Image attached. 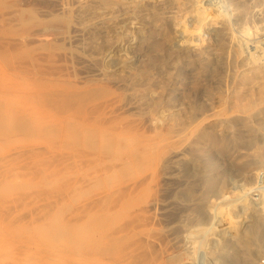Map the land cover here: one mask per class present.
Segmentation results:
<instances>
[{
	"label": "rangeland",
	"instance_id": "1",
	"mask_svg": "<svg viewBox=\"0 0 264 264\" xmlns=\"http://www.w3.org/2000/svg\"><path fill=\"white\" fill-rule=\"evenodd\" d=\"M32 1L76 39L0 0V170L73 252L19 264H264V0Z\"/></svg>",
	"mask_w": 264,
	"mask_h": 264
},
{
	"label": "bare ground",
	"instance_id": "2",
	"mask_svg": "<svg viewBox=\"0 0 264 264\" xmlns=\"http://www.w3.org/2000/svg\"><path fill=\"white\" fill-rule=\"evenodd\" d=\"M18 4L19 10L17 20L19 29L16 36L17 40L21 44H28V46L32 44H43L50 46L56 45L60 41H73L76 39V36H72V24L74 23L73 16L75 14H73L72 11L68 9V7L66 9L62 8V13L59 15L54 14L45 17L34 8V5L30 7L31 0H19ZM239 9H241L240 6ZM199 14L202 17V14ZM204 15L206 17V14ZM206 20H204L205 22L203 20L202 21L206 23ZM8 22L5 20L3 21V23ZM200 29L201 28L199 26L198 30ZM198 30L195 31L199 32ZM95 38H97V36H95ZM254 60L256 59H253V62ZM260 75L263 77L264 73H261ZM242 113H244V111ZM219 117L221 116L219 115ZM196 118L197 117L193 116L191 119L194 121L197 120ZM23 122L22 124L24 125L25 122ZM22 175L23 173L21 169L17 168L0 170V260L1 258H4L2 263H5L6 261L4 262V260L7 258L6 260H8L9 263L17 264L18 262L19 264L20 260H23L28 255L31 257L32 254H38V257H42V255H52L53 253H67L68 251L70 253V250L72 251V249L66 250V248L59 251L58 249L61 247L57 248V245L53 242L48 243L50 241L49 238H53L57 234L55 226H49L47 228L48 224L46 221L48 220L49 212L46 210L48 206L43 205L40 208H35L33 200L34 196L32 194L11 189V186L16 184ZM46 238H48V242H44ZM6 264H8V262Z\"/></svg>",
	"mask_w": 264,
	"mask_h": 264
}]
</instances>
